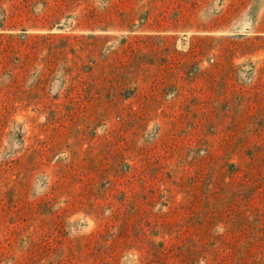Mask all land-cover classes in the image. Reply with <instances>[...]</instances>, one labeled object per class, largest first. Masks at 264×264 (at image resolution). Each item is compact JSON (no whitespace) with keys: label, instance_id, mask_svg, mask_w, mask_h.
<instances>
[{"label":"rangeland","instance_id":"obj_1","mask_svg":"<svg viewBox=\"0 0 264 264\" xmlns=\"http://www.w3.org/2000/svg\"><path fill=\"white\" fill-rule=\"evenodd\" d=\"M0 264H264V0H0Z\"/></svg>","mask_w":264,"mask_h":264}]
</instances>
